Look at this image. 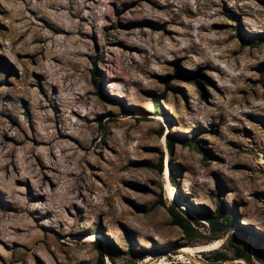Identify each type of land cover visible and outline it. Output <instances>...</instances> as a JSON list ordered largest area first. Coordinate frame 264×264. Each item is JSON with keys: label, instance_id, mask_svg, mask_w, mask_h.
Wrapping results in <instances>:
<instances>
[{"label": "rangeland", "instance_id": "rangeland-1", "mask_svg": "<svg viewBox=\"0 0 264 264\" xmlns=\"http://www.w3.org/2000/svg\"><path fill=\"white\" fill-rule=\"evenodd\" d=\"M173 203L201 234L171 224ZM219 205L235 224L214 233ZM214 237L218 250L176 257ZM257 253L264 0H0V264Z\"/></svg>", "mask_w": 264, "mask_h": 264}, {"label": "trees", "instance_id": "trees-1", "mask_svg": "<svg viewBox=\"0 0 264 264\" xmlns=\"http://www.w3.org/2000/svg\"><path fill=\"white\" fill-rule=\"evenodd\" d=\"M93 82L95 87L98 89L99 92V85L96 82V79L94 77V71H93ZM100 94V93H99ZM101 124V123H100ZM193 144L199 147V142L197 140L193 141ZM157 170V172L160 174L164 172L163 167V160L162 158L159 159L158 163L153 167ZM170 170V176L172 181L174 182L173 174ZM157 204H159L161 207H165V203L163 201L162 196L158 199ZM175 204H171L169 207H167V212L169 216L171 217V224L173 226L178 227L183 234L191 238L193 235H199V233L196 229H193L192 223L199 224L195 219L189 217L186 212L181 211L180 209H177L179 212L175 211ZM206 221L209 225L207 228L208 231H213L214 233L219 232L218 228L227 229V228H233L235 224V219L232 211H227L224 206L219 205L217 210L215 211L214 215L212 217H208L206 219H203ZM217 236V235H216ZM219 237H214L213 240H217ZM218 260H225L224 255H218ZM236 257L240 260H244L246 262H250V255L246 253L243 249H237ZM257 258L264 263V255L262 253H257ZM96 264H102V258L98 259V262Z\"/></svg>", "mask_w": 264, "mask_h": 264}, {"label": "bare ground", "instance_id": "bare-ground-1", "mask_svg": "<svg viewBox=\"0 0 264 264\" xmlns=\"http://www.w3.org/2000/svg\"><path fill=\"white\" fill-rule=\"evenodd\" d=\"M96 238H98V235L94 234L92 236H71L70 238H68V240L72 242H77V243H84V242L92 241L93 239H96ZM221 246H222V240L217 239L208 244L201 245V246L184 247L179 250V254L176 257L181 261L185 259L191 260L192 257H194L196 253L213 252V251L218 250ZM152 259H153V256L148 255L144 263L149 262ZM162 264H166V263H164L163 261Z\"/></svg>", "mask_w": 264, "mask_h": 264}, {"label": "water", "instance_id": "water-1", "mask_svg": "<svg viewBox=\"0 0 264 264\" xmlns=\"http://www.w3.org/2000/svg\"><path fill=\"white\" fill-rule=\"evenodd\" d=\"M161 99H163V96H158V97L155 98V100L153 102L155 107H158L159 106V101Z\"/></svg>", "mask_w": 264, "mask_h": 264}]
</instances>
